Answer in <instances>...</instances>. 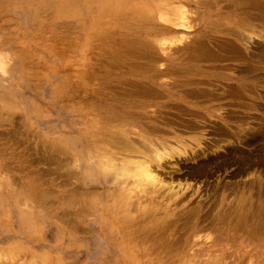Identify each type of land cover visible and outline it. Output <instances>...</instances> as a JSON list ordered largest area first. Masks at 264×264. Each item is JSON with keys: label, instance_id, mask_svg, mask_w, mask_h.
<instances>
[{"label": "rangeland", "instance_id": "rangeland-1", "mask_svg": "<svg viewBox=\"0 0 264 264\" xmlns=\"http://www.w3.org/2000/svg\"><path fill=\"white\" fill-rule=\"evenodd\" d=\"M124 130L196 152L132 194L169 224L138 250L264 264V0H0V264H117L110 206L135 189L98 164ZM241 197L255 242L221 216Z\"/></svg>", "mask_w": 264, "mask_h": 264}, {"label": "bare ground", "instance_id": "bare-ground-1", "mask_svg": "<svg viewBox=\"0 0 264 264\" xmlns=\"http://www.w3.org/2000/svg\"><path fill=\"white\" fill-rule=\"evenodd\" d=\"M236 27H237V25H236ZM235 29L231 30V28H230V30L233 31V32L235 31ZM237 33H238V31H237ZM236 36H237V34H236ZM238 36H239V33H238ZM239 38H241V36ZM202 45L204 46V44H202ZM142 54H143V52H142ZM243 55H244V53H243ZM206 56H207V54H206ZM141 57H143V56H141ZM145 57L146 56H144V58ZM208 59H209V55H208ZM192 60H194V59H192ZM196 60H197V58H196ZM188 84H190V83H188ZM173 87H175V86H173ZM141 88H143V87H141ZM152 94H154V92ZM187 94L190 95L189 93H187ZM192 95H193V93H192ZM146 96H147V94H146ZM161 96H163V95L161 94ZM155 99H157V98H155ZM151 127H153V126H151ZM155 128H156V126H155ZM126 131L127 132H125V130H124V132H122V133H116V134H113V135L110 133L112 136H110L109 139H107V140L105 139L104 140V141H106L107 146L103 147L102 150H101V152L104 154L103 157H105V158L104 159H99L100 163L98 164L99 165V168L98 169H99V172H100L99 174L103 173V175L106 176V175H109V173L112 174V172H114L113 175L115 174V176H117V177H118V175H120L121 178L123 179V180L120 179L119 180L120 182L122 181L123 184H128V185L131 184L134 187V188L133 187L132 188L135 189L133 191V193L132 192L131 193H128L127 192V194L122 195V198L119 201H117L116 203H114V206L113 207L110 206V209H111L110 211L112 212L111 215H112V220H113L112 221L113 222V224H112L113 229L116 232H118L119 234H121L120 240L117 243L119 245H122V247H123V251H122V253L120 255L121 258H119V259L117 258L118 259L117 260V264H126L127 261H129V262L131 261L132 262L135 259H138L139 256H140V258L141 257H144V258L148 257V258H150L152 260H154V259L155 260H158L159 262H161V264L162 263L163 264H188V263H186V261H188L187 260L188 259V256H187V252H186L187 245H188V241H186V245H184V246H181L180 245L181 247H175V246H171L170 244H168L166 242H162V243L160 242V244H154V245L152 243L153 246L150 245L148 248H146L145 251L143 249H142V251L141 250H138L139 248L137 249V247L139 246V244L140 243L142 244L143 241H144V239L141 238L142 235H143V233L147 234L148 235L147 237L149 238L150 235H153L154 234L153 231H156L159 234V237L160 238L161 237H165L164 235H168L167 234V228L169 227V224H168V227L167 226L166 227H163L162 225H163V223L166 222L167 215L161 219V217H158L160 214L159 215H156V213H152V210L149 209L148 207H144V208L141 207L140 209H137L136 212H134L135 211L134 209L136 208V203L133 201L134 199L132 197H134V195H132V194H135L136 195V193H134L136 190H138V191L141 190V191H143V192H145L147 194L148 193V190H150V189L151 190H157V187H159L160 185L163 188V182H164L162 180L163 178H161L159 176H156V172L155 171L165 169L166 166H167V164L165 162L167 160H169V158L176 159L175 158L176 155L177 156H180V157H182V156H185L186 157L188 155V152H190L189 151L190 150V146H185L184 144L178 142L179 143L178 146L176 148H174L172 146H168V142L167 141H164V140H160V141L153 140V139H151V138H149L147 136H143V135H141L139 133L138 134H135V135H137V137L142 138V139L141 140H135V139H131V137H130V135L128 133L129 131L128 130H126ZM131 132L132 131H130V133ZM158 132H159V130L157 131V133ZM151 133H155L153 128L151 130ZM104 136L108 137L105 134H104ZM104 141H103V143H104ZM192 151H194V150H192ZM192 151L190 153H192V154L195 153L196 154V152H192ZM167 162H169V161H167ZM73 174H74V172H73ZM119 185H120V183H119ZM125 187H126V185H125ZM125 187H124V189L122 191H124L126 189ZM162 188H160V189L162 190ZM149 193H150V191H149ZM177 195H178L177 192H171V194L168 196L169 199L166 198V201L167 200H168V202L169 201H172L173 199L177 198ZM163 196H165V195H163ZM160 198H162V197H160ZM138 200H139V198H138ZM156 200H157V198H156ZM160 200L159 201L157 200V202H160ZM154 202H155V200H154ZM216 202H215V204H217ZM247 202L248 201H246V199H244L242 197L239 198L238 200L234 199V202L232 201L230 203V205L223 206V210H225V211H223L224 213L221 216H225L227 219L228 218L231 219L232 222L235 224V226L233 225V227L231 225L230 226L231 228H229L228 231H230V230L236 231V229L240 227L239 230H243L246 233H251L250 235L252 236V240H250V241H254L253 240L254 236L252 235V231L255 232L256 230H258L257 229V223H256L257 216L255 214H253V210H252L253 207H250L249 209H246V203ZM227 203L228 202H226V204ZM140 206L138 204V207H140ZM161 211H162V209L159 212L161 213ZM174 211H175V209H174ZM195 211H197V210H195ZM210 213H211V211H210ZM194 214L195 213L193 211V216H195ZM190 216H191V214H190ZM190 216L188 217L189 220H190ZM193 216H191L192 219H194ZM248 218H249V220L251 219V222L249 220L247 222V219ZM143 219H144V222H147L148 220L149 221L146 224H144L143 221H142L143 223L141 222V220H143ZM145 220H147V221H145ZM186 223H188L187 220H186ZM142 224H144V225H142ZM160 224H162L161 225V228H160ZM189 224H191V223L189 222ZM191 226H193V225H191ZM134 229H136V230L135 231H130V230H134ZM187 232H188V230H187ZM185 234L186 233H184V235ZM243 235H244V233H243ZM165 238L167 239V236ZM156 239L157 238H155V241H156ZM126 240H128L130 242V243H127V246L125 244V241ZM246 242H248V241H246ZM151 257H154V258H151ZM148 258H146V259H148ZM254 260H255V258H254ZM189 261L191 262L190 258H189Z\"/></svg>", "mask_w": 264, "mask_h": 264}]
</instances>
